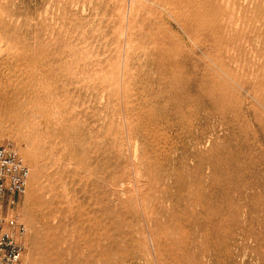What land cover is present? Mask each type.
Segmentation results:
<instances>
[{"label":"rangeland","instance_id":"1","mask_svg":"<svg viewBox=\"0 0 264 264\" xmlns=\"http://www.w3.org/2000/svg\"><path fill=\"white\" fill-rule=\"evenodd\" d=\"M263 5L0 0L20 47L0 93L15 90L22 66L39 74L37 89L58 82L65 119L45 142L67 162V202L47 192L32 127L0 133L30 168L13 210L27 228L22 264H264Z\"/></svg>","mask_w":264,"mask_h":264},{"label":"bare ground","instance_id":"2","mask_svg":"<svg viewBox=\"0 0 264 264\" xmlns=\"http://www.w3.org/2000/svg\"><path fill=\"white\" fill-rule=\"evenodd\" d=\"M6 1V0H5ZM129 1V0H128ZM131 1V0H130ZM250 1H252V2H255V3H260V2H262V1H264V0H250ZM245 3H246V1H244ZM154 3V2H153ZM164 3V2H163ZM130 5V4H129ZM264 6V5H263ZM130 7V6H129ZM128 7V8H129ZM165 8H167V7H165ZM251 8H252V6H251ZM264 9V8H263ZM127 10V9H126ZM131 10V9H130ZM129 10V11H130ZM166 10V9H165ZM132 12H133V10H132ZM128 14V13H127ZM130 16V15H129ZM128 16V17H129ZM240 17V16H239ZM1 18V17H0ZM239 20H240V18L238 19V23H239ZM12 22H13V20H12ZM128 23V22H127ZM4 24V23H3ZM2 23H0V70L2 69V67L3 66H5V65H9V64H14V63H18V61H20L19 60V56H18V54L16 53V51L20 48H18V49H14V47L16 46L15 45V43L13 42V39H12V35L10 34V32H9V30H8V28L6 27V26H4ZM240 24V23H239ZM10 26V25H9ZM218 26V25H217ZM127 28V27H126ZM128 29V28H127ZM127 35V34H126ZM16 40V39H15ZM126 41V40H125ZM17 43V42H16ZM23 44V43H22ZM126 45V44H125ZM19 46V44H17V47ZM127 47H131V46H127ZM126 47V48H127ZM148 50V49H147ZM75 52V51H74ZM131 52V51H130ZM147 52V51H146ZM25 55V54H24ZM71 56V55H70ZM24 57V56H23ZM26 57V56H25ZM58 57V56H57ZM67 57V56H66ZM125 57V56H124ZM25 59H27V58H25ZM71 60L73 59V58H70ZM101 59V58H100ZM57 61V60H56ZM68 61V60H67ZM24 62H26V61H24ZM69 62H71V61H69ZM104 63V62H103ZM36 64V63H35ZM42 64V63H41ZM27 65V64H26ZM39 65V64H38ZM56 65V64H55ZM103 65V64H102ZM18 66V65H17ZM16 66V68H15V71H19V74H16V75H13V76H15V80H16V84H15V86H16V88H15V90L13 91V92H11V93H8V92H1L0 93V133H2V132H4V131H6V129H8L9 127H11L12 129H14L15 127H20V128H22V127H26L27 128V126H30V127H32V130H31V132H30V136H32V137H35V144H34V146L36 145H39L40 146V144H43L42 145V147L40 148V147H36L38 150H40V149H42L43 150V153H42V155H40L41 156V159H40V161L39 160H36V163L37 164H40V163H38V162H43V161H45V160H47L46 162H44L45 164H47L46 166H47V169L48 170H46V169H44L45 171H43V174H44V176H47L48 175V184L46 183V187H47V192L48 193H54L55 194V197H56V201H58V200H62L63 198L65 199V195H66V190H65V192L63 191V189L64 188H60L61 187V185H62V181H65V180H63L62 179V175L63 174H61L63 171H62V169L64 168V167H67L66 165H67V162L66 163H63V157H62V151H61V148H58L59 146H57V144H55V145H52L51 143H52V141H53V139H52V137H56V139H57V135H59V129H57L58 127H57V125L59 124H61V120H65V119H62V115H60V114H62V113H60L59 114V108H61L60 107V105H59V107H57V104H56V101H58L55 97V94H56V91H55V93H54V90H52V82L54 81L53 80V76H51L52 77V82H51V80H49V81H47L46 79V82H44V85H43V87L40 89L39 87H38V89L36 88V86L37 85H39V83H38V80H36V79H38V77L37 76H39V74H37V78L34 76V75H32L31 74V72L29 73V74H31L32 76H29V75H27V73H26V75L23 73H21V71H22V69H21V67H17ZM33 66H34V64H33ZM69 66V65H68ZM10 67V66H9ZM25 67H27V66H25ZM37 67V66H36ZM47 67V66H46ZM31 68V67H30ZM45 68V67H44ZM50 68H51V65H50ZM54 68V67H53ZM32 69V68H31ZM37 69V68H36ZM40 69V68H39ZM47 69V68H46ZM51 70V69H50ZM64 70H65V68H64ZM68 70H69V68H68ZM28 71H29V68H28ZM31 71V70H30ZM40 72H41V70H39ZM47 71H49V70H47ZM62 71V70H61ZM66 71H67V69H66ZM65 72V71H64ZM7 73H8V71H7ZM37 73H38V71H37ZM70 74H71V72H69ZM69 73H67V75H69ZM72 73H73V70H72ZM225 73V72H224ZM50 74V73H49ZM53 75H54V72L52 73ZM44 75V74H43ZM42 75V76H43ZM64 76H66L65 74H64ZM228 76V75H227ZM40 77V76H39ZM44 77V76H43ZM69 77H70V75H69ZM71 77H72V75H71ZM222 77V76H221ZM225 77V76H224ZM54 78H56V76H54ZM60 78V77H59ZM71 78H69V80H70ZM68 80V79H67ZM43 82H42V84H43ZM1 83H2V81H1ZM0 83V84H1ZM58 83V82H57ZM56 82H55V85H53V88H55L56 87V84H57ZM66 83V82H65ZM64 83V85L66 86V84ZM70 83H71V81H70ZM72 84V83H71ZM14 85V84H13ZM1 86V85H0ZM41 86V85H40ZM46 86V87H45ZM47 86H49V87H47ZM51 86V87H50ZM2 87V86H1ZM0 87V88H1ZM6 87V86H5ZM10 87V86H9ZM47 88V89H46ZM66 88V87H65ZM10 89H11V87H10ZM129 90V89H128ZM125 91H126V89H125ZM124 92V91H123ZM104 93V92H103ZM126 93H127V91H126ZM134 93V92H133ZM121 94V93H120ZM72 95V94H71ZM104 95V94H103ZM112 95V94H111ZM220 95V94H219ZM60 96V95H59ZM125 97V96H124ZM129 97H130V95H129ZM59 98V97H58ZM68 99V98H67ZM70 99V98H69ZM104 99V98H103ZM127 99V98H126ZM125 99V100H126ZM61 101L63 100V99H60ZM228 100V99H227ZM61 101H58L59 103L61 102ZM68 101V100H67ZM127 101V100H126ZM103 102V101H102ZM62 103V102H61ZM60 103V104H61ZM64 103H65V101H64ZM64 103L62 104L64 107L63 108H65V105H64ZM68 103V102H67ZM66 103V104H67ZM77 103V102H76ZM125 103V102H124ZM140 104V103H139ZM68 107V106H67ZM71 107V106H70ZM69 107V108H70ZM58 108V109H57ZM68 108V109H69ZM71 110H73L74 111V109H72V107H71ZM70 110V111H71ZM136 110V109H135ZM63 111V110H62ZM65 111V110H64ZM73 111H71L72 112V114H73ZM76 112H77V110H76ZM69 114H70V112H69ZM126 114V113H125ZM67 115V114H66ZM77 115V114H76ZM113 115V114H112ZM141 114H139V116H140ZM71 116V115H70ZM104 116V115H103ZM120 116V115H119ZM123 116V115H122ZM64 117V116H63ZM74 117V116H73ZM79 117V116H78ZM99 117V116H98ZM155 117V116H154ZM111 118V117H110ZM123 118V117H122ZM126 118V117H125ZM129 118V117H128ZM141 118H143V117H141ZM74 119V118H73ZM73 119H71L70 121H72ZM76 119V118H75ZM74 119V120H75ZM81 120V119H80ZM127 121H128V119H127ZM97 122V121H96ZM155 122V121H154ZM72 123V122H71ZM64 124V123H63ZM73 124V123H72ZM66 125V124H65ZM129 125V124H128ZM45 127V128H44ZM62 127V126H61ZM71 127V126H70ZM25 128V129H26ZM44 128V129H43ZM11 129V130H12ZM127 129H128V127H127ZM131 129V128H130ZM15 130V129H14ZM13 130V131H14ZM125 130V129H124ZM16 131V130H15ZM134 131V130H133ZM128 132H130V130L128 131ZM27 133H28V131H27ZM12 134V133H11ZM10 134V135H11ZM89 134H91V133H89ZM105 134V133H104ZM153 134V133H152ZM18 135H20L19 134V132H18ZM27 135V134H26ZM66 135H68V134H66ZM17 136V135H16ZM119 136V135H118ZM130 136V135H129ZM4 137V136H3ZM29 136L27 135V138H28ZM43 137H45V138H47L48 137V139H44ZM1 139H2V137H0ZM24 138V137H23ZM30 138V137H29ZM60 138V137H59ZM86 138V137H85ZM118 138V137H117ZM140 138V137H139ZM26 139V138H25ZM24 139V140H25ZM21 140H23V139H21ZM31 140V139H30ZM48 140V142H51L50 144L51 145H49V148H48V146H47V144H46V142L45 141H47ZM58 140V139H57ZM117 140V139H116ZM16 141V140H15ZM127 141V140H126ZM132 141V140H131ZM30 142V141H29ZM56 142V141H55ZM59 142V141H58ZM117 142V141H116ZM70 143V142H69ZM62 144V143H61ZM64 144V143H63ZM137 145V144H136ZM136 145L134 146V148L136 147ZM31 146H33L32 144H31ZM121 146V145H120ZM132 146V145H131ZM65 147H66V145H65ZM133 147V146H132ZM149 147V146H148ZM30 148H32V147H30ZM48 148V149H47ZM133 148V149H134ZM33 149V148H32ZM31 149V150H32ZM115 149V148H114ZM129 149V148H128ZM30 150V149H29ZM135 150H136V148H135ZM64 151H65V149H64ZM124 151V150H123ZM33 152H34V149H33ZM36 152V151H35ZM134 153V152H133ZM135 153H137V152H135ZM134 153V154H135ZM82 154V153H81ZM92 154V153H91ZM116 154V153H115ZM151 154V153H150ZM27 156H28V153L26 154ZM84 155V154H83ZM136 155V154H135ZM135 155H133V156H135ZM31 156V154H30V152H29V158H31L30 157ZM87 157V156H86ZM137 157V156H136ZM73 158V157H72ZM75 158V157H74ZM73 158V159H74ZM84 158V157H83ZM33 159V158H32ZM32 159H30V161L32 160ZM133 159H135V157L133 158ZM70 160V159H69ZM82 160V159H81ZM87 160V159H86ZM34 161V160H33ZM79 164V163H78ZM84 164V163H83ZM71 165V164H70ZM85 165V164H84ZM35 166H38V165H35ZM132 166V165H131ZM46 168V167H45ZM78 169V168H77ZM51 170V171H50ZM81 170V169H80ZM62 171V172H61ZM78 171V170H77ZM42 172V171H41ZM64 173V172H63ZM140 173V172H139ZM138 173V174H139ZM41 174V173H40ZM65 174H66V172H65ZM68 174V173H67ZM79 174V173H78ZM85 175V174H84ZM43 176V177H44ZM92 176V175H91ZM72 177V176H71ZM45 178V177H44ZM65 178H66V176H65ZM73 178H75V177H73ZM73 178H71V179H73ZM83 178V177H82ZM115 178V177H114ZM43 179V178H42ZM41 179V180H42ZM40 180V181H41ZM67 180H68V178H67ZM38 181V180H37ZM39 181V182H40ZM137 182V181H136ZM64 184V183H63ZM36 186V185H35ZM37 186H38V184H37ZM62 187H64L63 185H62ZM65 187H67V186H65ZM83 187H85V186H83ZM60 190V191H59ZM61 190L65 193H63L62 194V192H61ZM135 190V189H134ZM32 191V190H31ZM34 191V190H33ZM59 191V192H58ZM40 193V192H39ZM41 193H42V190H41ZM133 193V192H132ZM74 194V193H73ZM136 194V193H135ZM70 196V195H69ZM137 196V195H136ZM67 198H68V194H67V196H66ZM66 198V199H67ZM69 198H71V197H69ZM66 199H65V201H66ZM54 200V199H53ZM96 200V199H95ZM94 200V201H95ZM138 200V199H137ZM41 201V200H40ZM44 201H45V199H44ZM49 201V200H48ZM68 201V200H67ZM66 201V202H67ZM74 201V200H73ZM65 202V203H66ZM43 203V202H42ZM58 203H59V201H58ZM74 203H75V201H74ZM49 205L48 206H51L52 205V207L54 206V202L51 204V202H49L48 203ZM67 204V203H66ZM71 204V203H70ZM57 205V204H56ZM60 205V204H59ZM73 205V204H72ZM89 205V204H88ZM41 206V205H40ZM69 206H71V205H69ZM42 207H43V205H42ZM60 207V206H59ZM64 207V206H63ZM67 207V206H66ZM79 207V206H78ZM82 207V206H81ZM46 209H47V207H45ZM58 208V207H57ZM71 208V207H70ZM41 209V208H40ZM46 209H45V211H46ZM72 209V208H71ZM49 210H51V208L49 209ZM54 210V209H53ZM69 210V209H68ZM74 210V209H73ZM78 210V209H77ZM83 210V209H82ZM85 210V209H84ZM84 210L82 211V213L84 212ZM44 211V212H45ZM66 212V211H65ZM41 213V212H40ZM70 213H71V211H70ZM79 213V212H78ZM60 214H62L61 212H60ZM89 214V213H88ZM87 214V215H88ZM53 215H56L55 213L53 214ZM51 216L50 215V217H53V220H54V216ZM64 215V214H63ZM91 215V214H90ZM102 215V214H101ZM57 216V215H56ZM59 214H58V218H59ZM67 216V215H66ZM80 216H82V215H80ZM84 216V215H83ZM86 216V215H85ZM143 216V215H142ZM61 217V216H60ZM89 217V216H88ZM79 218V217H78ZM86 218V217H85ZM84 218V219H85ZM89 218H91V217H89ZM60 219H62V218H60ZM68 219V218H67ZM81 219H82V217H81ZM83 219V220H84ZM92 219V218H91ZM52 220V221H53ZM56 220V219H55ZM134 220V219H133ZM145 220V219H144ZM57 221V220H56ZM56 221H54L55 223H56ZM91 221V220H90ZM95 221H96V219H95ZM88 222V221H87ZM92 222V221H91ZM135 222V221H134ZM86 223V222H85ZM95 223V222H94ZM146 223V222H145ZM84 224V223H83ZM96 224V223H95ZM105 224V223H104ZM85 225V224H84ZM89 225V224H88ZM97 225H98V223H97ZM91 226H92V223H91ZM96 226V225H95ZM55 227H57V226H55ZM79 227H80V224H79ZM83 227V226H82ZM94 227V226H93ZM75 228V227H74ZM85 229V228H84ZM107 229H108V225H107ZM74 230V229H73ZM89 230V229H88ZM87 230V231H88ZM97 230V229H96ZM95 231V230H94ZM98 231V230H97ZM82 232V231H81ZM86 232V231H85ZM60 233V232H59ZM112 233V232H111ZM78 234V233H77ZM88 234V233H87ZM79 235H81V234H79ZM85 235V234H84ZM84 235H83V237H84ZM96 235V234H95ZM89 236V235H88ZM145 236V235H144ZM57 237V236H56ZM95 237V236H94ZM96 238V237H95ZM151 238V237H150ZM83 239V238H82ZM87 239V238H86ZM89 239V238H88ZM152 239H153V237H152ZM59 240V239H58ZM80 240V239H79ZM84 240V239H83ZM104 240V239H103ZM125 240V239H124ZM129 240V239H128ZM158 240V239H157ZM57 241V240H56ZM90 241H91V239H90ZM96 241V240H95ZM148 241V240H147ZM59 242H60V240H59ZM84 242V241H83ZM87 242V241H86ZM150 242H151V240H150ZM58 243V242H57ZM89 243V242H88ZM152 243H154V242H152ZM60 244V243H59ZM58 244V245H59ZM93 244V243H92ZM95 244V243H94ZM138 244V243H137ZM145 244V243H144ZM148 244V243H147ZM64 245V244H63ZM151 245V244H150ZM154 245V244H153ZM56 246H57V244H56ZM79 246V245H78ZM84 246V245H83ZM87 246V245H86ZM59 247H60V245H59ZM81 247V246H80ZM94 247V246H93ZM146 247V246H145ZM150 247V246H149ZM153 248H154V246H152ZM89 249H91V248H89ZM155 249V248H154ZM149 250V249H148ZM156 252V251H155ZM51 253V252H50ZM147 253V252H146ZM148 253H149V251H148ZM150 255H151V253H149ZM54 256V255H53ZM79 256V255H78ZM81 256V255H80ZM99 256V255H98ZM81 258H82V256H81ZM64 259H65V257H64ZM92 259V258H91ZM98 260H100V259H98ZM65 261V260H64ZM82 264V263H81ZM99 264H101L100 263V261H99Z\"/></svg>","mask_w":264,"mask_h":264},{"label":"built area","instance_id":"3","mask_svg":"<svg viewBox=\"0 0 264 264\" xmlns=\"http://www.w3.org/2000/svg\"><path fill=\"white\" fill-rule=\"evenodd\" d=\"M30 168L12 140L0 144V264H22L27 228L13 210L28 186Z\"/></svg>","mask_w":264,"mask_h":264}]
</instances>
